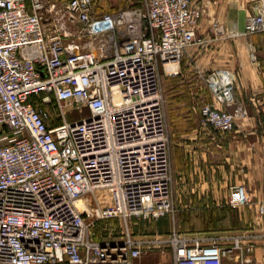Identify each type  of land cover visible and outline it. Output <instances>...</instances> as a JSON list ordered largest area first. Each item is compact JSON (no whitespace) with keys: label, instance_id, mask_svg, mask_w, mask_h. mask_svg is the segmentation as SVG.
<instances>
[{"label":"built area","instance_id":"built-area-1","mask_svg":"<svg viewBox=\"0 0 264 264\" xmlns=\"http://www.w3.org/2000/svg\"><path fill=\"white\" fill-rule=\"evenodd\" d=\"M201 16L194 0L101 12L94 0H0V264H136L153 249L174 264H264V179L259 198L235 183L227 199L254 204L263 233L132 229L175 212L161 70L177 72ZM263 31L264 13L248 14L242 33ZM205 82L201 129L231 131L247 112L234 74Z\"/></svg>","mask_w":264,"mask_h":264},{"label":"crops","instance_id":"crops-1","mask_svg":"<svg viewBox=\"0 0 264 264\" xmlns=\"http://www.w3.org/2000/svg\"><path fill=\"white\" fill-rule=\"evenodd\" d=\"M194 2L202 10L198 40L184 51L181 65L188 68L181 73L177 69L173 75L195 78L203 71L227 69L235 76L234 97L248 107L249 116L237 121L228 138L202 131L200 112L195 118H183L188 125L180 130L171 158L175 212L152 223L157 233L169 232L173 225L187 234L211 233L204 231L203 222L212 213L218 222L228 213L234 217L227 203L231 184H245L257 198L262 192L264 147L259 148V142L264 141V131L260 132L259 126L264 117V31L251 35L242 32L248 14L264 13V0ZM214 22L222 25L224 33L214 34ZM205 99L213 101L208 94ZM218 230L214 233L235 231L230 227ZM163 257L162 264H174L171 252Z\"/></svg>","mask_w":264,"mask_h":264},{"label":"rangeland","instance_id":"rangeland-1","mask_svg":"<svg viewBox=\"0 0 264 264\" xmlns=\"http://www.w3.org/2000/svg\"><path fill=\"white\" fill-rule=\"evenodd\" d=\"M97 6L98 11H106V10H116L120 8H126L130 6H138L141 4L142 0H94ZM259 33V32H258ZM252 34V33H251ZM247 34V35H251ZM254 34V33H253ZM184 56V54H183ZM183 58V57H182ZM182 60L180 62L173 64L174 70L180 69L183 72L184 69L188 67H183V63L181 65ZM207 71H203L199 73V75L195 78L188 77L183 78L181 75H173V73H169L168 71L161 70V78H162V89L164 95V103H165V112L168 124V131L170 136V154L171 158L173 156L174 150H176V142L179 138L180 130L188 125L184 123L183 118L191 117L195 118L200 112V106L203 102L206 101V95H211L208 91L207 87H203L206 85L205 82V74ZM201 87V88H200ZM207 93V94H206ZM236 105H240L239 102L236 101ZM242 105V104H241ZM245 106V105H244ZM246 109V117L249 116V109L245 106ZM90 114L89 108L87 105L80 107H73L66 111V119L68 121H73L80 119L84 116ZM242 117L237 118L245 119ZM60 119L54 118L52 123L58 122ZM262 125L259 126V131H264V117L260 119ZM235 127L229 131L222 133L226 138L227 135L234 131ZM204 132L216 133L215 130H203ZM218 133V132H217ZM224 138V137H223ZM260 147H264V141L259 142ZM262 145V146H261ZM253 193V192H252ZM254 195V194H253ZM254 198L257 197L254 195ZM230 206V205H229ZM211 207V206H210ZM214 207V206H213ZM232 209V214L235 216L232 219L235 221H228L227 224L232 222V229L237 232H252L255 231L257 233H263L261 220L257 215L255 205L251 204L250 206H230ZM213 209V208H212ZM214 214H211L206 221L204 220L203 226L205 227L204 231L213 232L219 231L215 229L217 226V221L214 219ZM155 221L147 222V221H138L133 225L132 229L135 233L143 236H160L164 235L168 232L157 233L152 230V223ZM108 227H119L117 222L112 221L108 222ZM95 225H100L99 222H95ZM231 225V224H230ZM262 253V249H258ZM163 255L157 249H153L149 254L145 255L141 260H137L136 264H162L165 262ZM167 262V261H166Z\"/></svg>","mask_w":264,"mask_h":264},{"label":"trees","instance_id":"trees-1","mask_svg":"<svg viewBox=\"0 0 264 264\" xmlns=\"http://www.w3.org/2000/svg\"><path fill=\"white\" fill-rule=\"evenodd\" d=\"M231 208V207H230ZM232 212V211H231ZM212 214H214V213H212ZM215 215V214H214ZM227 218L226 219H224L222 222H218L217 220H216V215L214 216V219L217 221V224L219 225V226H217L215 229H222V227H230V229H232V222L230 223V224H227V222L228 221H235V220H233L232 218H233V216L232 215H230L229 213L227 214ZM235 217V216H234ZM205 221H206V219H205ZM151 222V221H150ZM204 227V226H203ZM218 227H221V228H218ZM205 228V227H204ZM179 231H181L179 228H177Z\"/></svg>","mask_w":264,"mask_h":264}]
</instances>
